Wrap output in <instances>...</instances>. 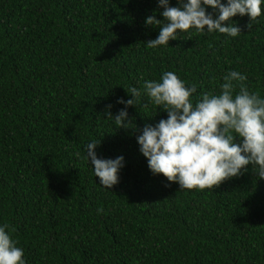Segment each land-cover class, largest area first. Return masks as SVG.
Listing matches in <instances>:
<instances>
[{
	"label": "trees",
	"instance_id": "obj_1",
	"mask_svg": "<svg viewBox=\"0 0 264 264\" xmlns=\"http://www.w3.org/2000/svg\"><path fill=\"white\" fill-rule=\"evenodd\" d=\"M261 9L251 30L248 16L231 18L236 37L190 29L151 49L159 28L145 21H163L158 0H0V226L15 228L25 264H264V180L252 165L213 189L180 190L137 143L167 119L143 106L144 82L165 72L197 88L194 104L230 71L264 99ZM131 87L142 92L127 109L135 128H119L105 113L116 116ZM93 140L98 158H124L110 190L87 159Z\"/></svg>",
	"mask_w": 264,
	"mask_h": 264
},
{
	"label": "clouds",
	"instance_id": "obj_2",
	"mask_svg": "<svg viewBox=\"0 0 264 264\" xmlns=\"http://www.w3.org/2000/svg\"><path fill=\"white\" fill-rule=\"evenodd\" d=\"M179 7L169 6L168 0H158L163 8V21L155 15L148 16L146 27L159 28L154 40L144 43L155 49L175 40L177 32H218L230 37L241 34V29L231 23V18L248 16L247 28L261 16L264 0H178ZM218 11V15L207 12ZM246 75L230 71L220 85L219 94L201 92L195 104V86L185 83L173 72H165L160 81H145L143 95L148 99L143 106L156 105L167 113L155 126L145 125L137 136L140 152L148 161L154 175H163L169 182L178 183L180 190H205L219 186L225 180L238 177L248 165L258 178L264 180V99L250 92ZM132 97L118 103L125 107L116 116L106 111L108 119L119 128H130L127 109L137 107L142 92L136 87L126 90ZM111 105L108 106V109ZM101 141L86 145L87 159L102 187L110 190L119 182L118 173L124 166V158H98L96 149ZM102 209H98V212ZM11 233L15 228L0 226V264H25L24 251L18 247Z\"/></svg>",
	"mask_w": 264,
	"mask_h": 264
}]
</instances>
